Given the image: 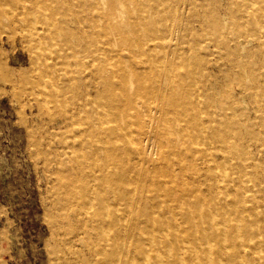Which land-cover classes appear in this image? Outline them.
<instances>
[{"label":"rangeland","instance_id":"rangeland-1","mask_svg":"<svg viewBox=\"0 0 264 264\" xmlns=\"http://www.w3.org/2000/svg\"><path fill=\"white\" fill-rule=\"evenodd\" d=\"M97 67L113 82L107 91L96 84ZM117 102L126 117L116 112ZM114 122L127 132L113 138L121 140L117 152L108 150ZM105 166L119 175L113 184L130 188L129 203H87L93 192L110 190L96 181ZM118 216L124 217L116 226L102 224ZM110 240L134 251L118 254L117 263L149 264L141 249L159 243L165 263L264 264V0H0V264H107L111 258L100 253L111 251Z\"/></svg>","mask_w":264,"mask_h":264},{"label":"bare ground","instance_id":"bare-ground-1","mask_svg":"<svg viewBox=\"0 0 264 264\" xmlns=\"http://www.w3.org/2000/svg\"><path fill=\"white\" fill-rule=\"evenodd\" d=\"M257 2H258V0H257ZM240 3H241V2H240ZM251 3H252V2H251ZM262 8H263V7H262ZM163 10H164V9H163ZM7 12H8V9H7ZM29 12H31V10H30ZM29 12H28V14H29ZM143 12H144V11H143ZM15 13H16V12H15ZM15 13H14V14H15ZM176 13H177V12H176ZM155 14H156V13H155ZM164 14H165V13H164ZM9 15H11V14H9ZM9 15H8V16H9ZM16 15H18V14H16ZM29 15H30V14H29ZM100 16H101V15H100ZM13 17H14V16H13ZM144 17H145V16H144ZM145 18H146V17H145ZM256 18H257V17H256ZM10 19H11V18H10ZM32 19H33V18H32ZM32 19H31V20H32ZM94 19H95V18H94ZM94 19H93V20H94ZM26 20H27V19H26ZM156 22H157V21H156ZM166 22H167V21H166ZM20 23H21V21H20ZM27 23H28V22H27ZM30 23H31V21H30ZM30 23H29V24H30ZM170 23H171V22H170ZM21 24H22V23H21ZM94 24H95V23H94ZM11 25H12V24H11ZM19 25H20V24H19ZM171 25H172V24H171ZM44 26H45V25H44ZM44 26H43V27H44ZM40 27H41V26H40ZM44 28H45V27H44ZM99 30H100V29H99ZM44 31H45V29H44ZM169 32H170V31H169ZM33 33H34V32H33ZM46 33H48V32H46ZM46 33H45V34H46ZM48 34H49V33H48ZM48 34H47V35H48ZM107 35H108V34H107ZM128 35H129V34H128ZM40 36H41V35H40ZM45 36H46V35H45ZM25 37H26V36H25ZM27 37H28V36H27ZM35 37H36V36H34V39H37V38H35ZM43 37H44V36H43ZM49 37H50V35H49ZM49 37H48V38H49ZM261 37H262V36H261ZM98 38H99V37H98ZM167 38H168V37H167ZM32 39H33V38H32ZM104 39H105V38H104ZM106 39H107V38H106ZM132 39H133V38H132ZM135 39H137V38H135ZM133 40H134V39H133ZM150 40H151V39H150ZM154 40H155V38H154ZM163 40H164V39H163ZM163 40H162V42H163ZM25 41H27V39H26ZM159 41H160V40H159ZM48 42H49V41H48ZM54 43H55V42H54ZM160 43H161V42H160ZM35 44H37V43H35ZM176 44H177V43H176ZM50 45H51V44H50ZM57 45H58V44H57ZM69 45H70V44H69ZM141 45H142V44H141ZM103 46H104V45H103ZM153 46H154V45H153ZM156 46H157V45H156ZM175 46H176V45H175ZM53 47H54V46H53ZM53 47H52V48H53ZM90 47H91V46H90ZM143 47H144V46H143ZM148 47H149V46H148ZM105 48H107V47H105ZM203 48H204V47H203ZM205 48H206V47H205ZM53 49H54V48H53ZM53 49H52V51H53ZM107 49H108V48H107ZM168 49H169V46H168ZM171 49H172V48H171ZM179 49H180V48H179ZM42 50H43V49H42ZM112 50H113V49H112ZM150 50H152V48H151ZM90 51H91L92 54H94V56H95V54L98 52V49H97V47H93ZM153 51H154V50H153ZM91 52H90V53H91ZM129 52H130V50H129ZM143 52L145 53V51H143ZM154 52H155V51H154ZM167 52H168V51H167ZM46 53H47V52H46ZM130 53H131V52H130ZM140 53H141V52H140ZM144 53H143V55H144ZM148 53H151V52L149 51ZM148 53H147V54H148ZM107 54H108V53H107ZM115 54H117V53H115ZM115 54H114V55H115ZM166 54H167V53H166ZM47 55H48V54H47ZM56 55H57V54H56ZM61 55H62V54H61ZM104 55H105V54H104ZM114 55H113V56H114ZM143 55H142V56H143ZM33 56H34V55H33ZM54 56H55V54H54ZM57 56H58V55H57ZM110 56H112V53H111ZM142 56H140V57H142ZM150 56H152V55L150 54ZM153 56H154V55H153ZM178 56H179V55H178ZM52 57H53V55H52ZM63 57H64V56H63ZM148 57H149V56H147V58H148ZM155 57H156V56H155ZM165 57H166V56H165ZM42 58H43V57H42ZM54 58H56V57H54ZM108 58H109V57H108ZM147 58H146V59H147ZM159 58H161V57H159ZM167 58H168V57H167ZM98 59H99V58H98ZM117 59H118V58H117ZM127 59H128V58H127ZM141 59H142V58H141ZM143 59H144V58H143ZM146 59L143 60V61H144V62L147 61ZM148 59H149V58H148ZM165 59H166V58H165ZM178 59H179V58H178ZM188 59H189V58H188ZM41 60H42V59H41ZM79 60H80V59H79ZM94 60H95V59H94ZM163 60H164V59H163ZM169 60H170V58H169ZM59 61H60V60H59ZM158 61H159V59H158ZM34 62H36V61H34ZM176 62H177V61H176ZM181 62H182V61H181ZM188 62H189V60H188ZM61 63H62V62L60 61L58 64L61 65ZM167 63H169V62H167ZM171 63H172V62H171ZM99 64H100V63H99ZM131 64H132V63H131ZM142 64H144V63L142 62ZM169 64H170V63H169ZM60 65H59V66H60ZM133 65H134V63H133ZM135 65H136V64H135ZM135 65H134V66H135ZM162 65H163V64H162ZM166 65H167V64H166ZM100 66H101V65H100ZM100 66H99V67H100ZM150 66H151V65H150ZM167 66H168V67H166V66H165V67H166V68H170L169 65H167ZM61 67H62V65H61ZM67 67H68V66H67ZM99 67H97V71L94 72V77H95V80H96V84L99 85V83H103V85H104L103 88H105V90H106V89L108 90V88L110 87V85L113 84V82L111 81L112 83L110 84V80H111V79H110V75H107V74H105V73H104V74H100V73H99V72H100V70L98 69ZM126 67H127V66H126ZM158 67L160 68V66H158ZM163 67H164V66H163ZM163 67H162V68H163ZM94 68H95V66H94ZM179 68H180V67H179ZM62 69H63V68H62ZM62 69H61V70H62ZM82 69H83V68H82ZM180 69H181V68H180ZM120 70H121V69H120ZM122 70H123V68H122ZM122 70H121V72H123ZM141 70H142V69H141ZM153 70H154V69H153ZM160 70H161V69H160ZM172 70H174V69H172ZM172 70H171V72H172ZM181 70H183V69H181ZM253 70H254V69H253ZM43 71H44V70H43ZM125 71H126V70H125ZM125 71H124V72H125ZM178 71H179V70H178ZM65 72H68V71H65ZM101 72H102V69H101ZM121 72L118 73V76H121V75H122ZM150 72H151V71H150ZM183 72H184V70H183ZM172 74H173V73H172ZM172 74H171V75H172ZM180 74H181V73H180ZM186 74H187V73H186ZM129 75H131V73H130ZM69 76H70V75H69ZM82 76H83V75H82ZM115 76H116V75H115ZM169 76H170V75H169ZM180 76H181V75H180ZM89 78H90V77H89ZM112 78H113V77H112ZM154 78H155V76H154ZM168 78H169V77H168ZM172 78H173V77H172ZM123 79H124V78H123ZM123 79H122V80H123ZM125 79H126V78H125ZM125 79H124V80H125ZM183 79H184V78H183ZM114 80H116V79H114ZM144 80H145V78H144ZM180 80H182V79H180ZM185 80H186V79H185ZM48 82H49V81H48ZM68 82H69V81H68ZM143 82H144V81H143ZM151 82H152V81H151ZM141 83H142V82H141ZM141 83H140V84H141ZM73 84H74V83H73ZM146 84H147V83H146ZM47 85H48V84H46V86H47ZM142 85H143V84H142ZM158 85H159V84H158ZM198 85H199V84H198ZM39 86H40V85H39ZM144 86H145V85H144ZM173 86H174V85H173ZM67 87H68V86H67ZM98 87H99V86H98ZM107 87H108V88H107ZM118 87H119V86H118ZM139 87H140L139 90H138L139 93H142L141 90H143L144 93L147 91V89H144L143 87H141V85H140ZM147 87H148V86H147ZM177 87H178V85H177ZM33 88H34V87H33ZM39 88H40V87H39ZM39 88H38V89H39ZM64 88H65V87H64ZM64 88H63V89H64ZM68 88H69V87H68ZM145 88H146V86H145ZM184 88H185V87H183V89H184ZM203 88H204V87H203ZM69 89H70V88H69ZM109 89H110V88H109ZM125 89H127V88H125ZM151 89H152V88H151ZM59 90H60V89H59ZM100 90H101V89H100ZM105 90H104V91H105ZM107 90H106V91H107ZM152 90H153L157 95H161V93H162L161 90H160V88H155V89L153 88ZM167 90H168V89H167ZM184 90H185V89H184ZM71 91H72V90H71ZM102 91H103V90L99 91V93H100L99 96H100V97H101ZM113 91H114V89H113ZM174 91H176V90H174ZM199 91L201 92V90H199ZM254 91H255V90H254ZM38 92H39V91H38ZM59 92H60V91H59ZM91 92H92V91H91ZM65 93H66V92H65ZM68 93H69V92H68ZM106 93H107V92H106ZM108 93H109V91H108ZM59 94H60V93H59ZM112 94H113V93H112ZM114 94H115V93H114ZM122 94H124V93H122ZM146 94H147V92H146ZM255 94H256V93H255ZM60 95H61V94H60ZM90 95H91V94L89 93L88 96H90ZM106 95H107V94H105V96H106ZM152 95H153V94H152ZM109 96H110V99H109V100H110V102H112V100H111V95H109ZM109 96H108V97H109ZM139 96H140V95H139ZM148 96H149V97L151 96L150 93H149ZM153 96H154V95H153ZM70 97H71V96H70ZM113 97H114V95H113ZM136 97H137V96H136ZM141 97H142V96H141ZM144 97H145V96H144ZM160 97H162V96H160ZM93 98H94V97H93ZM98 98H99V97H98ZM103 98L106 99L105 97H103ZM150 98H152V96H151ZM150 98H148V99H150ZM196 98H198V96H197ZM196 98H195V99H196ZM95 99H96V98H95ZM113 99H114V98H113ZM142 99H143V97H142ZM57 100H58V99H57ZM114 100H116V99H114ZM201 100H202V99H201ZM101 101L103 102V100H101ZM144 101H146V100H144ZM148 101H149V100H148ZM197 101H198V100H197ZM202 101H203V100H202ZM49 102H50V101H49ZM59 102H61V101H59ZM108 102H109V101H108ZM174 102H175V101H174ZM89 103H90V102H89ZM97 103H98V102H97ZM99 103H100V102H99ZM113 103H114V102H113ZM147 103H148V102H147ZM156 103H157V102H156ZM183 103H185V102H183ZM69 104H70V103H69ZM103 104H104V103H103ZM103 104H102V105H103ZM105 104H107V103H105ZM177 104H178V103H176V105H177ZM67 105H68V104H67ZM102 105H101V107H102ZM110 105H111V104H110ZM149 105H150V104H149ZM153 105H154V103H153ZM192 105H193V104H192ZM90 106H92V105H89V107H90ZM111 106L113 107V105H111ZM119 106H120V103L117 102V103H116V112H117L118 114H119V113L122 114V113L125 112V111H124V110H120V107H119ZM135 106H136V105H135ZM190 106H191V105H190ZM98 107H99V106H98ZM108 107H109V105H108ZM112 107H111V109H112ZM136 107H137V106H136ZM136 107H135V108H136ZM177 107H178V106H177ZM183 107H184V106H183ZM184 108H185V107H184ZM68 109H69V107H68ZM130 109L132 110V107H131ZM130 109H129V112H130ZM164 109H165V105H164ZM174 109H175V108H174ZM65 110H66V109H65ZM112 110H113V109H112ZM177 110H178V109H177ZM71 111H72V110H71ZM105 111H106V110H105ZM135 111H136V110H135ZM62 112H63V111H62ZM129 112H128V113H129ZM132 112H133V111H132ZM193 112H194V111H193ZM100 113H101V112H100ZM105 113H106V112H105ZM108 113H110V112H108ZM114 113H115V112H114ZM177 113H178V112H177ZM209 113H210V112H209ZM65 114H66V113H65ZM103 114H104V113H103ZM118 114H117V115H118ZM125 114H126V113H125ZM125 114L123 113V115H125ZM129 114H130V113H129ZM200 114H201V113H200ZM109 115H110V114H109ZM115 115H116V114H115ZM115 115L112 116V119H113V117H114ZM136 115H137V113H136ZM153 115H154V114H153ZM158 115H159V114H158ZM181 115H182V114H181ZM66 116H67V115H66ZM119 116H120V115H119ZM162 116H163V115H162ZM166 116H168V113H167ZM175 116H176V115H175ZM179 116H180V115H179ZM182 116H183V115H182ZM185 116H186V115H185ZM185 116H183V117H185ZM106 117H108V116H106ZM123 117H124V116H123ZM125 117H126V115H125ZM152 117H153V116H152ZM70 118H71V117H70ZM77 118H78V117H77ZM98 118H99V117H98ZM101 118H102V117H101ZM116 118H119V117H116ZM130 118H131V117H130ZM161 118H162V117H161ZM185 118H186V117H185ZM202 118H203V117H202ZM107 119H108V118H107ZM110 119H111V118H110ZM110 119H109V120H110ZM112 119H111V120H112ZM139 119H140V118H139V115H138V117H136V120H139ZM142 119H144V117H143ZM152 119H153V118H152ZM162 119H163V118H162ZM162 119H161V120H162ZM77 120H78V119H77ZM126 120H127V118H126ZM147 120H148V119H147ZM184 120H185V119H184ZM192 120H193V119H192ZM202 120H203V119H202ZM102 121H103V120H101V122H102ZM114 121H115V120H114ZM130 121H131V120H130ZM169 121H170V120H169ZM77 122H78V121H77ZM151 122H152V120H151ZM162 122H163V121H162ZM179 122H180V121H179ZM184 122H185V121H184ZM201 122H202V121H201ZM85 123H87L86 120H85ZM110 123H111V122H110ZM115 123H116V122H114V125H113V126H111V127L109 126L110 128H109V127L107 126V124L105 123V124H106V128H104V129H108V128H109V130H108V134H109V135H112V136H110V137H112V140L110 139V142H109V143H111V144H110V149H108V150H110V151H112V152H113V151H114V152H115V151L117 152L118 150H120V149H119L118 147H116V146H117V145L120 143V141H121V140L118 139V142H119V143H116L117 140L114 141L115 139L113 140V138H116V139H117L118 137H120V138H121V137H125L124 135H125V132H126V131H123L125 128L122 129V128H120V127L117 125V123H116V124H115ZM130 123H131V122H130ZM134 123H135V122H134ZM112 124H113V123H112ZM182 124H185V123L182 122ZM186 124H187V122H186ZM78 125H79V124H78ZM102 125H103V124H102ZM109 125H110V124H109ZM188 125H189V124H188ZM72 126H73V125H72ZM74 126H77V125H74ZM83 126H85V125L83 124ZM138 126H139V125H138ZM189 126H190V125H189ZM192 126H193V125H192ZM107 127H108V128H107ZM181 127H183V126H181ZM200 127H201V126H200ZM201 128H202V127H201ZM67 129H68V127H67ZM69 129H70V128H69ZM69 129H68V130H69ZM155 129H157V128H155ZM144 131H145V130L143 129V132H144ZM260 131H261V130H260ZM83 132H84V131H83ZM262 132H263V131H262ZM104 133H105V132H104ZM154 133H155V132H154ZM164 133H166V132L164 131ZM108 134H107V135H108ZM126 134H127V132H126ZM168 134H169V133H167V135H168ZM109 135H108V136H109ZM129 135H130V133H129ZM132 135H133V132H132ZM132 135H131V136H132ZM149 135H150V134H149ZM154 135H155V134H154ZM163 135H164V134H163ZM196 135H197V134H196ZM203 135H204V134H203ZM68 136H69V135H68ZM70 136H71V135H70ZM126 136H127V135H126ZM137 136H138V135H137ZM65 137H66V136H65ZM72 137H73V136H72ZM98 137H99V136H98ZM162 137H163V136H162ZM169 137H170V135H169ZM83 138H85V136H84ZM90 138H91V137H90ZM129 138H130V137H129ZM129 138H128V139H129ZM164 138H165V137H164ZM166 138H167V137H166ZM166 138H165V139H166ZM64 139H65V138L63 137V140H64ZM66 139H67V137H66ZM99 139H100V138H99ZM104 139H105V138H104ZM122 139H123V138H122ZM128 139H126V141H127ZM134 139H135V138H134ZM147 139H148V138H147ZM63 140H62V141H63ZM232 140H233V139H232ZM81 141H82V140H81ZM112 141H113V143H112ZM128 141H129V140H128ZM135 141H136V140H135ZM137 141H138V140H137ZM171 141H172V139H171ZM99 142H100V141H99ZM103 142H104V141H103ZM107 142H108V141H107ZM114 142L116 143V145H114V144H115ZM183 142H184V141H183ZM64 143H65V142H64ZM77 143H78V140H77ZM81 143H82V142H81ZM90 143H91V142H90ZM122 143H123V142H122ZM122 143H121V144H122ZM84 144H85V143H84ZM99 144H100V143H99ZM121 144H120V145H121ZM125 144H126V143H125ZM125 144H124V145H125ZM127 144H128V146H129V143H127ZM132 144H133V143H132ZM183 144H184V143H183ZM193 144H194V143H193ZM76 145H77V144H76ZM102 145H104V144H102ZM108 145H109V144H108ZM124 145H123V146H124ZM89 146H90V145H89ZM128 146L123 147V148L121 147V149L124 150V151H127V152H128V150H129V149L127 148ZM182 146H183V145H182ZM186 146H187V145H186ZM194 146H195V144H194ZM194 146H193V147H194ZM210 146H211V144H210ZM66 147H67V146H66ZM74 147H76V146H74ZM86 147H87V146H86ZM184 147H185V146H184ZM67 148H68V147H67ZM70 148H71V147H70ZM130 148H132V147H130ZM198 148H199V147H198ZM228 148H229V147H228ZM83 149H84V148H83ZM91 149H92V148H91ZM174 149H176V148H174ZM183 149H184V148H183ZM185 149H186V147H185ZM194 149H195V148H194ZM199 149H200V148H199ZM68 150H71V149H68ZM131 150H132V149H131ZM131 150H130V151H131ZM133 150H134V149H133ZM201 150H202V149H200V151H201ZM206 150H207V149H206ZM92 151H93V150H92ZM95 151H96V150H94V152H95ZM110 151H108V152H110ZM173 151H177V149H176V150H173ZM181 151H182V150H181ZM184 151H185V150H184ZM196 151H198V150H196ZM69 152H71V151H69ZM85 152H86V150H85ZM133 152H134V151H133ZM139 152H140V151H139ZM166 152H168V151L166 150ZM171 152H172V151H171ZM179 152H180V150H179ZM134 153H135V152H134ZM156 153H157V152H156ZM173 153H174V152H173ZM161 154H162V153H161ZM161 154H160V157L162 158ZM176 154H177V153H176ZM176 154H175V155H176ZM185 154H186V152H185ZM190 154H191V153H190ZM190 154H189V155H190ZM195 154H196V153H195ZM195 154H194V155H195ZM202 154H203V153H202ZM89 155H91V154H89ZM92 155H93V154H92ZM122 155H123V154H122ZM129 155H130V154H129ZM143 155H144V154H143ZM162 155H163V154H162ZM181 155H182V154H181ZM186 155H187V154H186ZM205 155H206V153H205ZM73 156H74V155H73ZM120 156H121V155H120ZM131 156H132V155H131ZM138 156H139V155H138ZM138 156H137V157H138ZM167 156H169V155H167ZM173 156H174V155H173ZM187 156H188V155H187ZM195 156H198V154L195 155ZM221 156H222V155H221ZM248 156H249V155H248ZM175 157L178 158V159L176 158V160L178 161L179 158H180L181 156H180V157L175 156ZM200 157H201V156H200ZM119 158H120V157H119ZM161 158H160V159H161ZM183 158H184V157H183ZM185 158H186V157H185ZM195 158H197V157H195ZM114 159H115V157H114ZM114 159H113V161H114ZM131 159H132V158H131ZM140 159H141V158H140ZM162 159H164V158H162ZM211 159H212V158H211ZM84 160H85V159H84ZM164 160H165V159H164ZM206 160H207V159H206ZM85 161H86V160H85ZM131 161H132V160H131ZM139 161H140V160H139ZM97 162H98V161H97ZM145 162H146V161H145ZM151 162H152V161H151ZM160 162H161V160H160ZM164 162H165V161H164ZM164 162H163V163H164ZM179 162H180V161H179ZM179 162H178V163H179ZM185 162H186V161H185ZM238 162H239V161H238ZM92 163H93V162H92ZM100 163H101V162H100ZM137 163L140 164V162H137ZM137 163H136V164H137ZM168 163H169V161H168ZM87 164H88V163H87ZM181 164H183V163L181 162ZM211 164H212V163H211ZM232 164H234V163H232ZM235 164H236V163H235ZM90 165H91V164H90ZM105 165H107L106 162H105ZM112 165H113V164H112ZM125 165H126V164H125ZM125 165H124V166H125ZM144 165H145V164H144ZM169 165H170V163H169ZM206 165H207V163H206ZM178 166H180V165L178 164ZM184 166H185V165H184ZM227 166H228V165H227ZM238 166H239V165H238ZM91 167H92V166H91ZM95 167H96V166H95ZM97 167H98V165H97ZM105 167H107V166H105ZM134 167H135V165H134ZM136 167H137V166H136ZM176 167H177V164H176ZM180 167L183 168V166H180ZM118 168H120V167H118ZM127 168H128V167H127ZM129 168H130V166H129ZM139 168H141V167H139ZM169 168H170V167H169ZM184 168H185V167H184ZM85 169H86V168H85ZM96 169H97V168H96ZM130 169L132 170V168H130ZM137 169H138V168H137ZM153 169H154V168H153ZM164 169H165V168H164ZM171 169H172V168H171ZM185 169H186V168H185ZM73 170H74V169H73ZM126 170L129 171V169H126ZM131 170H130V171H131ZM138 170H139V169H138ZM150 170H151V168H150ZM227 170H228V167H227ZM71 171H72V169H71ZM97 171H98V170H97ZM146 171H148V170H146V168H145V171H143V172L145 173ZM159 171H160V170H159ZM159 171H158V172H159ZM172 171H173V169H172ZM172 171H171V172H172ZM192 171H193V170H192ZM116 172H117V171H116L115 167H110V168L107 167V169H106L105 172H104V170H103L101 173H99V174L97 175V177H96V181H97V182L99 181L98 183H99L101 186H103V187L106 188V189H110V190H109L108 194L105 193L104 191H102V192H99V191H98V192H97V193H98V196H97L96 194H93L94 192L92 193V195H88V196L86 195V196L88 197V198L86 199V201H87V203H88L89 205H91V206H94V205H95V206H96V204H97V207H98L99 204H101V205L108 204V207H109V203H110V202L112 203L113 201H114V202H116V201L122 202V203H121L122 205H124L123 203L126 204V203H129V202L131 201V200H130V196H129V189H130V188H129V189H126V188H125V189L123 190L122 187L120 188L119 186L116 185V183H114L115 185L113 184L112 181L115 180L116 178H118V177H117L118 173H116ZM135 172H136V171H135ZM137 172H138V171H137ZM150 172H151V171H150ZM221 172H222V171H221ZM72 173H74V172L72 171ZM119 173H120V172H119ZM123 173H124V172H123ZM125 173H127V172H125ZM95 174H96V173H95ZM120 174H121V173H120ZM138 174H139V173H138ZM145 174H146V173H145ZM155 174H156V172H155ZM166 174H167V173H166ZM176 174H177V173H176ZM212 174H213V173H212ZM212 174H211V176H213ZM237 174H238V173H237ZM127 175H128V174H127ZM134 175H136V176L138 177L137 174H134ZM134 175H133V176H134ZM157 175H158V174H157ZM167 175H169V173H168ZM181 175H182V174H181ZM226 175H227V174H226ZM78 176H79V174H78ZM118 176H119V175H118ZM120 176H121V175H120ZM128 176H129V175H128ZM150 176H151V174H150ZM164 176H165V173H164ZM172 176H173V175H172ZM211 176H210V177H211ZM215 176H216V175H215ZM223 176H224V174H223ZM235 176H236V175H235ZM240 176H241V175H240ZM91 177H92V176H91ZM131 177H132V175H131ZM153 177H154V180H155V176H153ZM157 177H158V176H157ZM173 177H174V176H173ZM176 177H177V176H175V178H176ZM216 177H217V176H216ZM216 177H215V179H216ZM70 178H71V177H70ZM79 178H80V177H79ZM79 178H78V180H79ZM120 178H121V177H120ZM122 178H123V177H122ZM124 178H125V180H126V177H124ZM127 178H128V177H127ZM171 178H172V177H171ZM171 178L169 179V180H170V186H171ZM227 178H228V177H227ZM88 179H89V178H88ZM141 179H142V178H141ZM141 179H140V180H141ZM147 179H148V177H147ZM147 179H146V181H148ZM150 179H151V178H150ZM164 179H165V178H164ZM229 179H230V178H229ZM78 180H77V181H78ZM80 180H81V178H80ZM93 180H94V179H93ZM116 180H120V179L118 178V179H116ZM125 180H124V181H125ZM134 180H136V179H134ZM162 180H163V179H162ZM176 180H177V179H176ZM176 180H174V181H176ZM211 180H212V179H211ZM126 181H127V180H126ZM142 181H143V180H142ZM158 181H159V180H158ZM160 181H161V178H160ZM163 181H164V180H163ZM165 181H166V180H165ZM165 181H164V182H165ZM177 181H178V180H177ZM94 182H95V181H93V183H94ZM116 182H117V181H116ZM127 182H128V181H127ZM133 182H134V181H133ZM136 182H137V181H135V183H136ZM161 182H162V181H161ZM166 182H167V181H166ZM166 182H165V183H166ZM125 183H126V182H125ZM139 183H141V181H139ZM151 183H152V181H150V184H151ZM185 183H186V182H185ZM185 183L182 182V185L185 184ZM226 183H227V182H226ZM229 183H230V182H229ZM231 183H232V182H231ZM74 184H76V182H75ZM79 184H80V183H79ZM119 184H120V183H119ZM145 184H146V182H145ZM163 184H164V183H163ZM204 184H205V183H204ZM125 185H126V184H125ZM133 185H135V184H133ZM161 185H162V184H161ZM182 185H181V186H182ZM188 185H189V184H188ZM190 185H191V184H190ZM190 185H189V186H190ZM198 185H199V184H198ZM200 185H201V184H200ZM150 186H151V185H150ZM172 186H173V185H172ZM178 186H179V185H178ZM195 186H197V185L195 184ZM65 187H66V186H65ZM85 187H86V186H85ZM99 187H100V186H99ZM123 187H124V186H123ZM139 187H140V185H139ZM147 187H148V186H147ZM168 187H169V186H168ZM210 187H211V186H210ZM245 187H246V186H245ZM73 188H74V187H73ZM83 188H84V186H83ZM90 188H91V187H90ZM96 188H98V187H96ZM173 188H175V187L173 186L172 189H173ZM199 188H200V186H199ZM211 188H212V187H211ZM211 188H210V189H211ZM226 188H227V187H226ZM84 189H85V188H84ZM133 189H134V188H133ZM155 189H156V188H155ZM160 189H161V187H160ZM168 189H169V188H168ZM175 189H178V188H175ZM179 189H181V188H179ZM179 189H178V190H179ZM192 189H193V188H191V191H192ZM194 189H195V188H194ZM201 189H202V188H201ZM78 190H79V189H78ZM78 190H77V191H78ZM87 190L89 191L88 187H87ZM87 190H86V191H87ZM91 190H92V188H91ZM93 190H94V189H93ZM139 190H140V189H139ZM145 190L147 191V189H145ZM145 190L143 189V191H145ZM161 190H162V189H161ZM166 190H167V189H166ZM185 190H186V189H185ZM189 190H190V189H188V192H189ZM195 190H196V189H195ZM198 190L200 191V189H198ZM229 190H230V188H229ZM72 191H73V190H72ZM80 191H81V190H79V192H80ZM134 191H135V190H134ZM134 191H133V194H134ZM146 191H145L144 193H146ZM153 191H154V189H153ZM176 191H177V190H176ZM179 191H180V190H179ZM179 191H178V192H179ZM193 191H194V190H193ZM213 191H214V190H213ZM221 191H223V190H221ZM226 191H227V190H226ZM226 191H225V192H226ZM246 191H247V190H246ZM79 192H77V194H78ZM90 192H91V191H90ZM131 192H132V190H131ZM154 192H155V191H154ZM168 192H170V191H168ZM181 192H183V191L181 190ZM207 192H209V190H207ZM83 193H85V192L82 191V195H81V196H83ZM158 193H159V190H158ZM189 193H190V192H189ZM192 193H193V192H192ZM209 193H210V192H209ZM212 193H213V192H212ZM212 193H211V194H212ZM236 193H237V192H236ZM255 193H256V192H255ZM255 193H254V194H255ZM73 194H74V193H73ZM87 194H88V192H87ZM130 194H131V193H130ZM152 194H153V193H151V195H152ZM179 194H180V193H179ZM187 194H188V193H187ZM196 194H197V193H196ZM78 195H79V194H78ZM78 195H77V196H78ZM138 195L140 196V193H139ZM143 195H144V194H143ZM169 195H170V194H169ZM182 195H183V193H182ZM182 195L180 194V197H181ZM251 195H252V194H251ZM139 196H138V197H139ZM144 196H145V195H144ZM152 196H154V195H152ZM174 196H175V195H174ZM174 196H173V198H174ZM190 196H192V194H190ZM219 196H220V195H219ZM223 196H224V195H223ZM111 197H112V200L110 199ZM136 197H137V196H136ZM180 197H179V198H180ZM183 197H184V196H183ZM195 197H196V196H195ZM195 197H194V198H195ZM75 198H76V196H75ZM140 198H141V196H140ZM142 198H143V196H142ZM150 198H151V197H150ZM160 198H162V197H160ZM179 198H178V199H179ZM189 198H190V197H189ZM199 198H200V196H199ZM199 198H198V200H199ZM216 198H217V196H216ZM138 199H139V198H138ZM201 199H202V198H201ZM201 199H200V200H201ZM136 200H137V199H136ZM136 200H135V201H136ZM139 200H140V199H139ZM141 200H143V199H141ZM165 200L167 201V199H165ZM165 200L163 199V201H165ZM172 200H173V199H172ZM182 200H183V199H182ZM194 200L197 201V199H194ZM194 200H193V201H194ZM206 200H207V199H206ZM225 200H226V199H225ZM155 201H157V200H155ZM168 201H169V200H168ZM193 201H192V202H193ZM201 201H202V200H201ZM229 201H230V200H229ZM232 201H233V199H232ZM119 202H117V203H119ZM141 202H143V201H141ZM146 202H147V201H146ZM198 202H199V201H198ZM219 202H220V197H219ZM84 203H85V202H84ZM138 203H140V202H138ZM151 203H152V202L150 201V205H151ZM157 203H158V202H157ZM157 203H155V204L157 205ZM170 203H171V202H170ZM177 203H178V202H177ZM193 203H194V202H193ZM213 203H214V202H213ZM217 203H218V202H217ZM254 203H255V202H254ZM119 204H120V203H119ZM135 204H136V203H135ZM135 204H134V205H135ZM144 204H145V203H144ZM179 204H180V202H179ZM186 204H187V203H186ZM199 204H200V203H199ZM208 204H210V202H209ZM208 204H207V205H208ZM114 205H115V204H114ZM117 205H118V204H117ZM205 205H206V203L204 204V207H205ZM210 205H212V203H211ZM218 205H219V207H220V204H217V206H216L217 209H218ZM250 205H251V204H250ZM129 206H130V205H129ZM129 206H128V207H129ZM136 206H137V205H136ZM146 206H147V205H146ZM146 206H145V207H146ZM151 206H152V205H151ZM157 206H159V204H158ZM184 206H185V205H184ZM191 206H192V205H191ZM197 206H199V205H197ZM208 206H209V205H208ZM225 206H226V205H225ZM260 206H263V205H260ZM132 207H133V206H132ZM143 207H144V206H143ZM187 207L189 208L190 206L187 205ZM187 207H184V208H187ZM204 207H203V209H204ZM221 207H222V206H221ZM228 207H229V206H228ZM250 207H251V206H250ZM83 208H84V207H83ZM91 208H92V207H91ZM102 208H103V207H102ZM102 208H101V211H100V212H104V211H102ZM111 208H112V207H111ZM116 208H117V207H116ZM134 208H135V207H134ZM160 208H161V207H160ZM206 208H208V207H206ZM206 208H205V209H206ZM87 209H88V208H87ZM98 209H100V206H99V208H97V210H98ZM105 209H108V208H107V205H106ZM114 209H115V208L113 207V210H114ZM120 209H122V208H120ZM129 209H130V207H129ZM135 209H136V208H135ZM152 209H153V208H152ZM208 209H209V208H208ZM219 209H220V208H219ZM110 210H111V209H110ZM115 210H116V209H115ZM115 210H114V211H115ZM123 210H124V209H123ZM125 210H126V209H125ZM132 210H133V209H132ZM181 210H182V209H181ZM187 210H189V209H187ZM192 210H193V209H192ZM195 210H196V209H195ZM223 210H224V209H223ZM95 211H96V210H95ZM114 211H112V212H113V214L115 215ZM116 211H118V209H117ZM116 211H115V212H116ZM121 211H122V210H121ZM139 211H140V210H139ZM185 211H186V210H185ZM215 211H216V209H215ZM74 212H75V211H74ZM172 212H173V211H172ZM189 212H190V211H189ZM189 212H188V213H189ZM203 212H204V211H203ZM93 213H94V212H93ZM96 213H97V211H96ZM96 213H94V214H96ZM116 213H117V212H116ZM120 213H121V212H119V214H120ZM130 213H131V212H130ZM155 213H156V212H152V211H151V213H149V214L147 213V216L150 218L151 225H153L154 228H155V227L157 228V229H154V230H153V235H154V236H159V232H160V230L158 229V227H159V219H158L157 217H155V215H154ZM169 213H170V211H169ZM248 213H249V212H248ZM261 213H262V212H261ZM64 214H65V213H64ZM99 214H100V213H99ZM104 214H105V213H104ZM117 214H118V213H117ZM117 214H116V215H117ZM128 214H129V213H128ZM159 214H160V213H159ZM170 214H171V213H170ZM176 214H177V213H176ZM176 214L174 213V216H175ZM189 214H190V213H189ZM191 214H192V213H191ZM193 214H194V213H193ZM215 214H216V213H215ZM218 214H219V213H218ZM249 214H250V213H249ZM96 215H98V214H96ZM129 215H130V214H129ZM171 215H172V214H171ZM205 215H207V214H204V216H205ZM132 216H133V215H132ZM142 216H143V215H142ZM207 216H209V215H207ZM210 216H211V215H210ZM218 216H219V215H218ZM222 216H223V215H222ZM225 216H226V215H225ZM259 216H260V214H259ZM112 217H113V216H112ZM112 217H111L110 219L107 218L108 220L106 219V222H105V223H102V224H104V225L106 224V225H108L110 228H112V226H116L115 224H118V222H121V220H123L122 217H124V216H122V217H121V216H118V217H116V218H114V219H112ZM165 217H166V216H165ZM169 217H170V216H169ZM172 217H173V215H172ZM200 217H201V216H199V218H200ZM211 217H212V216H211ZM257 217H258V216H257ZM93 218H94V217H93ZM133 218H134V217H133ZM133 218H132V219H133ZM206 218H207V217H206ZM221 218H222V217H220V219H221ZM88 219H89V218H88ZM135 219H136V215H135ZM161 219H162V218H161ZM203 219H204V221H205V218H203ZM211 219H212V218H211ZM211 219H210V220H211ZM215 219H216V215H215ZM89 220H90V219H89ZM133 220H134V219H133ZM137 220L140 221L139 219H137ZM173 220H174V219H173ZM217 220H218V219H217ZM128 221H130V220L128 219ZM134 221H135V220H134ZM134 221H133V222H134ZM204 221H203V222L201 221L202 224L204 223ZM208 221H209V220H208ZM208 221L206 220V223H207ZM253 221H254V220H253ZM115 222H117V223H115ZM163 222H164V221H163ZM163 222H162V223H163ZM218 222H220V221L218 220ZM223 222H224V221H223ZM249 222H251V221H249ZM138 223H140V222H138ZM162 223H161V224H162ZM164 223H165V222H164ZM166 223H167V222H166ZM199 223H200V222H199ZM215 223H216V222H215ZM215 223H213V224L209 223V224H210V226H211V225L213 226V225H215ZM220 223H221V222H220ZM91 224H92V223H91ZM99 224H100V223H99ZM113 224H114V225H113ZM119 224H120V223H119ZM121 224H122V223H121ZM126 224H127V223H126ZM126 224H125V225H126ZM128 224H129V223H128ZM136 224H137V223H136ZM136 224L132 223V225H136ZM144 224H146L145 221H144ZM171 224H172V223H171ZM171 224H170V226H171ZM209 224H207V226H208ZM221 224H222V223H221ZM122 225H123V224H122ZM130 225H131V224H130ZM130 225H129V226H130ZM138 225H139V224H138ZM138 225H137V226H138ZM165 225H167V224H165ZM177 225H179V224H177ZM197 225H198V224H197ZM204 225H206V224H204ZM117 226H119V225H117ZM123 226H124V225H123ZM170 226H169V227H170ZM174 226L176 227V225H174ZM189 226H190V225H189ZM200 226H201V224H200ZM202 226H203V225H202ZM207 226H206V227H207ZM215 226H216V225H215ZM215 226H214V227H215ZM260 226H261V225H260ZM101 227H102V226H101ZM119 227H120V226H119ZM125 227H126V226H124V228H125ZM127 227H128V226H127ZM135 227H136V226H135ZM175 227H174V228H175ZM208 227H209V226H208ZM208 227H207V228H208ZM222 227H223V226H222ZM120 228H121V227H120ZM132 228H133V227H132ZM132 228H130V229L132 230ZM136 228H137L136 231L139 232V233H141V234L144 233V231H146V228H145V227H142V226H139V227H136ZM163 228H164V226H163ZM166 228L169 229L168 227H165V229H166ZM204 228H205V227H204ZM232 228H233V227H232ZM92 229H93V228H92ZM97 229H98V228H97ZM101 229H102V230H100V229H99V230L102 232V231H103V228H101ZM105 229H106V228H105ZM201 229H203V228L201 227ZM208 229H209V228H208ZM106 230H107V229H106ZM123 230H124V229H123ZM123 230L121 231L122 233H123ZM127 230H128V229H127ZM86 231H88V230H86ZM94 231H95V230H94ZM107 231H109V230H107ZM112 231H113V229H112ZM161 231H162V230H161ZM172 231H173V230H172ZM174 231H175V229H174ZM201 231H202V230H200V232H201ZM206 231H207V230H206ZM219 231H220V230L218 229V231H217L216 234H220V233H218ZM222 231H223V229H222ZM96 232H98V231H96ZM101 232H99V233H101ZM114 232H116V231L114 230ZM131 232H133V231H131ZM131 232H130V233H131ZM137 232H136V233H137ZM149 232H150V231H149ZM207 232H208V231H207ZM229 232H232V230H230ZM229 232H228V233H229ZM110 233H111V232H110ZM128 233H129V232H128ZM166 233H167V230H166ZM171 233H172V232H171ZM171 233H169V235H170ZM221 233H222V232H221ZM103 234H104V233H103ZM103 234H102V235H103ZM117 234H118V233H117ZM141 234H140V235H141ZM172 234H173V233H172ZM180 234H181V233H180ZM202 234H203V233L201 232L200 235H202ZM207 234H208V233H207ZM209 234H210V229H209ZM209 234H208V235H209ZM212 234H213V233H212ZM229 234H230V233H229ZM229 234H228V235H229ZM99 235H100V234H99ZM110 235H111V234H110ZM112 235H114V234H112ZM115 235H116V234H115ZM122 235H123V234H122ZM122 235H121V236H122ZM128 235H129V234H128ZM160 235H161V234H160ZM203 235H204V234H203ZM214 235H215V234H214ZM84 236H86V235H84ZM119 236H120V235H119ZM126 236H127V233H126ZM126 236H125L124 238H126ZM131 236H132V233H131ZM231 236H232V235H231ZM231 236L229 235V238H230ZM97 237H98V236H97ZM133 237H134V236H133ZM173 237H174V235H173ZM207 237H208V236H207ZM81 238H82V237H81ZM103 238H104V241L107 240V239H105V237H103ZM106 238H107V237H106ZM109 238L112 239L113 237H110V236H109ZM109 238H108V239H109ZM117 238H118V237H117V235H116V239H117ZM121 238H123V237H121ZM134 238H136V237H134ZM134 238H133L132 240H134ZM138 238H140V237H138ZM141 238H142V237H141ZM159 238H160V237H159ZM212 238H213V239H212ZM212 238H210V241H211V242H212V240H213V241L215 240L214 237H212ZM219 238H220V236H219ZM231 238H232V237H231ZM231 238H230V239H231ZM236 238H237V237H236ZM89 239H90V238H89ZM98 239H99V238H98ZM100 239H101V238H100ZM128 239H129V238H128ZM128 239H125V240L128 241ZM170 239H172V238H170ZM225 239H226V238H225ZM258 239H259V238H258ZM147 240H148V239H147ZM158 240H159V239H158ZM174 240H175V239H174ZM176 240H177V239H176ZM183 240H184V239H183ZM88 241H89V240H88ZM98 241H99V240H98ZM101 241H102V240H101ZM101 241H100L99 243H101ZM107 241H108V240H107ZM110 241H111V240H110ZM113 241H114V240H113ZM115 241H116V240H115ZM121 241H123V240H121ZM139 241H140V240H139ZM156 241H157V240H156ZM201 241H202V240H201ZM218 241H219V240H218ZM83 242H84V241H83ZM94 242H95V240H94ZM157 242H158V241H157ZM202 242H203V241H202ZM211 242H210V243H211ZM216 242H217V241H216ZM230 242H231V241H230ZM92 243H93V242H92ZM92 243H91V244H92ZM96 243H97V241H96ZM99 243H98V246H99ZM105 243H106V241H105ZM127 243H128V242H127ZM127 243H126V244H127ZM133 243H134V241H133ZM207 243H208V242H207ZM222 243H223V242H222ZM231 243H232V242H231ZM231 243L226 244L227 247H228V245H230ZM238 243H240V242L238 241ZM251 243H252V242H251ZM87 244H89V243H87ZM103 244H104V243H103ZM106 244H107V243H106ZM131 244H132V243H131ZM134 244H135V243H134ZM142 244H143V242H142L141 244L139 243V245H142ZM223 244H224V243H223ZM253 244H255L254 241H253ZM84 245H86V244H84ZM107 245H108V244H107ZM145 245H146V244H145ZM153 245H154V246H153L152 248H151V247H145L144 249H141V252H140V254H141L140 256H141V257H140V258H141L142 260H146V261H148L149 264H176V261H173V260H169L168 263H165L166 260L163 259V258L160 256L159 253H157V251H158L157 249L159 248V243H154ZM199 245H200V244H199ZM86 246H88V245H86ZM91 246H92V245H91ZM125 246H126V245H124V244H120V242H119V243H118V242L113 243V242L111 241V247H112V248H111V251H110V250L108 251L107 248L104 249V250L102 249L104 253H100V255H103V256H104V255H107V254H108V256L111 258V259H109V260H112V261H109V263H107V264H122L123 262H121V263H117V261L119 260V259H118V256H119V255H121V254L124 253V252H129V251H127V250H129V249L126 248ZM134 246H135V245H134ZM167 246H168V244H167ZM167 246H166V247H167ZM223 246H224V245H223ZM234 246H235V244H234ZM249 246H250V244H249ZM253 246H254V245H253ZM103 247H104V245H103ZM103 247H102V248H103ZM137 247H138V246H137ZM229 247H230V251L233 252V251H232L233 249H231V246H229ZM243 247H244V248H245V247H246V248H249V247H247V246H243ZM251 247H252V245H251ZM87 248H88V247H87ZM108 248H110V246H109ZM205 248H207V247H205ZM208 248H209V247H208ZM214 248H215V247H214ZM220 248H221V247H220ZM225 248H226V247H225ZM234 248H235V247H234ZM90 249H91V247H90ZM90 249H89V250H90ZM98 249H99V248H98ZM98 249H95V251L97 252ZM132 249H133V248H132ZM226 249H227V248H226ZM89 250H88V251H89ZM234 250H236V249H234ZM98 251H101V248H100ZM223 251H224V250H223ZM230 251H229V252H230ZM130 252L133 253L134 251H133V252L130 251ZM130 252H129V253H130ZM234 252H235V251H234ZM238 252H239V251H238ZM93 253H95V252H93ZM131 253H130V254H131ZM153 253H154V254H153ZM210 253H211V252H210ZM96 254H98V253H96ZM118 254H119V255H118ZM88 255H89V254H88ZM88 255H86V256H88ZM92 255H94V254H92ZM92 255L90 254L91 257H92ZM90 256H89V258H90ZM122 256L124 257V254H123ZM129 256H131V255H129ZM234 256H235V255H234ZM84 257H85V256H84ZM217 257H218V255H217ZM247 257H248V256H247ZM131 258H132V257H131ZM131 258H129V261H130ZM186 258H187V257H186ZM242 258H243V257H242ZM82 259H84V258L82 257ZM85 259H86V258H85ZM90 259H91V258H90ZM136 259H138V258L136 257ZM189 259H190V258H189ZM107 260H108V258H107ZM123 260H124V259H123ZM123 260H122V261H123ZM261 260H262V259H261ZM261 260H260V261H261ZM218 261H219V260H218ZM245 261H246V259H245ZM97 262H98V261H97ZM99 262H100V261H99ZM106 262H108V261H106ZM138 262H139V261H137V263H138ZM82 263H83V262H82ZM86 263H87V259H86ZM95 263H96V262H95ZM261 263H263V262L261 261ZM99 264H100V263H99ZM123 264H125V263H123ZM128 264H129V263H128ZM138 264H141V263H138Z\"/></svg>","mask_w":264,"mask_h":264}]
</instances>
